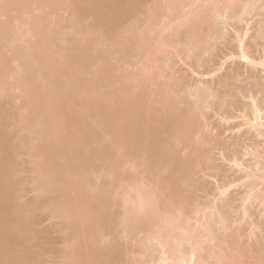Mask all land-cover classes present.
Wrapping results in <instances>:
<instances>
[{"label":"bare ground","instance_id":"obj_1","mask_svg":"<svg viewBox=\"0 0 264 264\" xmlns=\"http://www.w3.org/2000/svg\"><path fill=\"white\" fill-rule=\"evenodd\" d=\"M121 1L0 0V100L17 101V123L26 130V137L29 138L24 144V151L31 163L33 191L38 196L56 195L46 209L50 218L58 220L57 225L61 227L67 244L60 253L61 264H124L122 258L118 259L119 253L130 252L131 244L137 250L132 249L130 254L138 257L132 255L130 258L127 254L131 259L127 264H242L244 250L241 253L238 251L241 246L236 244L241 248L237 251L227 248H235V245L228 244L227 239L233 234L222 233L232 225H229L228 217L226 219L216 202L211 205L206 202L196 204L195 198L194 203L188 192L181 189L183 180V183L186 179V182L190 179L191 183L194 182L192 167L198 159L189 156L182 161L179 149L184 151L187 145H194L197 141L205 144H202L205 139L203 133L208 125L202 111L211 103L207 100L210 106L206 107L204 103L203 109L196 104L200 100L194 102L196 98L193 95L198 92L196 84H189L194 94L188 88L185 91L181 85L180 89L178 84L174 85L177 91L182 89L183 95L178 100L173 99L180 94L175 93L174 88L171 89L173 96L176 95L174 97L171 90L170 95L160 91L155 94L156 90H153V96L158 97L155 106L160 104L167 111L161 123L160 119L151 120L152 104L146 102L147 91L157 79L159 81L167 69L171 73L169 69L173 66L166 62L162 65L161 58L166 54L173 59L172 54L177 51L173 37L180 35L181 27L188 29V36L182 37L185 38L182 43L189 50H198L196 48L202 43L206 45L209 39L208 35L199 34L204 21L213 22L222 18V4L225 3L224 9L230 10L238 0H151L152 4L144 7L146 10L143 8L145 11L142 14L133 6H126L125 14L130 21L123 25L122 33L114 41L110 39L109 44L106 37H100L102 31L99 27L110 29L112 23L119 20L114 8ZM136 1V5H140L141 1ZM243 2L241 16L248 14L250 9L252 11L257 0ZM86 5L85 9L96 16L93 25H98V29L94 26L82 27L73 15L65 20L64 25H59L64 23L61 12ZM200 5L206 9L199 10ZM223 20L224 24L228 23V19ZM245 24L241 33L239 29H234L239 30L235 33L237 54L229 51L224 58L233 61L236 58L253 67L261 66L264 70V54L255 59L245 48L244 38L250 29L247 19ZM79 37V46L73 50L71 44ZM179 40L182 41L181 37ZM175 54L178 55V52ZM124 59L136 69L129 75L121 76L122 72H119L124 69L116 64L121 60L126 63ZM225 59L216 70H221L227 61ZM193 70V74L198 72L197 75L201 76L215 72L208 70L204 74ZM114 81L120 83L116 89L112 88ZM191 95L192 99L195 98L192 103L189 101ZM178 101L180 105L184 102L182 106L177 104ZM251 106L250 114H244V111L239 116L244 117L243 122L257 136H264V113L254 99ZM200 115L204 117L201 122L206 123L200 122ZM157 121L165 128L169 126L168 130H163L168 133L167 141L160 138L166 134L159 131L160 127L157 130V126H161ZM150 124H153V129ZM151 129L159 135L154 136L157 134ZM150 137L156 138L157 146ZM6 138L5 125L0 121V152L8 145ZM201 145L196 146V151L201 150ZM259 152L255 149L249 153L255 160L254 168L244 167L238 158L230 160L245 171H242V180L237 178L246 191L245 198H241L243 202L240 201L243 219L249 215L248 201L253 204L252 200L258 202L259 199L258 203L261 206L264 204V190H260L264 183V164L261 162L262 166L258 160H261ZM193 159L197 163L192 166ZM11 166L10 162L1 166L0 175H4L7 181ZM165 169L169 171L166 170L168 174L163 177L161 172ZM223 184L216 189L222 198L237 181L228 180ZM5 189L0 190V194L6 200L9 185ZM189 200L196 206H189L188 203H192ZM191 206L193 209L189 213ZM4 208L10 209L5 211L8 213L5 216L1 213ZM4 208L0 210V231L5 230L2 234L23 231L29 221L25 215L26 207L7 204ZM7 233L2 235L3 239L9 236L4 240L6 243L10 239ZM119 236L125 241L120 249L119 245L114 246L115 237ZM223 236L227 238H221ZM232 240H236L235 236L229 242ZM11 244L7 243L8 246ZM20 247H17L19 254L15 253L17 257L13 255L11 258L20 257L19 262H23ZM13 248L7 247L6 251L18 252L16 246ZM229 250L234 253L228 254ZM113 254H116L115 257ZM127 255L125 259H128ZM110 256L113 260L117 256V260L111 261ZM11 258L8 255L4 263L8 259L10 264H18V259L12 262ZM107 258L112 263L107 262Z\"/></svg>","mask_w":264,"mask_h":264},{"label":"rangeland","instance_id":"obj_2","mask_svg":"<svg viewBox=\"0 0 264 264\" xmlns=\"http://www.w3.org/2000/svg\"><path fill=\"white\" fill-rule=\"evenodd\" d=\"M71 1H73V3L74 1L78 2V0H71ZM140 1H139L140 5H136V2H137L136 0H132V1L129 0V4H127V0H122L119 4L115 5V8H114L115 15L119 16V20L116 22H113L111 25L112 27L110 29L109 27L108 28L99 27L100 31H102V35H100V37L101 36L106 37V39L109 41V44H110L111 43L110 39H113L114 41V38L116 39L117 35L122 33L121 30L123 29V25L130 21V18L128 17L129 18L128 19L127 15L125 14L124 8L126 6L128 7L133 6L134 8L137 9V12L139 14L140 13L142 14V12L146 10L145 9L146 6L152 4L151 0H140ZM223 1L225 2L226 0H223ZM240 1L241 2H239L238 0V3H236V6L235 7L233 6V9L231 8L230 10L224 9L225 3L222 4V7L220 8L221 13H222V18H219L213 22L204 21L205 24L203 23L204 25H202V28L200 27L201 29H199V34L208 35L207 38L209 39L207 40L208 43L206 42L207 43L206 45L205 43L200 44L199 46L200 47L202 46V47L200 48L198 46L196 48V49L199 48L198 50H194V48H192V50H189L190 48H188L182 43L185 40V38H182V37L188 36L187 35L188 29L186 27H185L186 29L184 27H181L182 29H180L179 33H178L179 28L176 29L178 30L177 31L178 35L179 34L180 35L177 36L176 34L175 37H173V39H174V43L176 44V45L174 44L175 49L177 50L175 51V53L178 52V55L173 53L172 55L174 57L172 56L173 59H170L171 56L165 54L166 57L164 55V57L161 58V60L163 59L161 62V64L163 63L162 65H164V63L166 62V64L168 63L167 65H170V67L173 66L172 68L169 69L171 70V73L167 71L168 70L167 69L165 71L166 74H164V75H169V76L170 74H172L173 76L171 75L170 77L171 78L173 77V78L172 80H170L171 79L170 77L168 76L164 77L163 75L162 76L163 78L161 77L159 81L157 79L155 85H152L150 89L148 88L149 90L147 91V94H146L147 95L146 102L150 101L151 102L150 104H152L150 105V109H152L150 110L152 111L150 112L152 113V117L150 114L151 120L153 118L160 119L161 123H162L161 120L164 118L167 111L165 112L164 109L160 107L159 103H158L159 106L158 105L155 106L154 102L158 98L155 94H157L158 91L162 92V94L164 92L165 95H168L167 93L172 88H174L173 90L176 93L177 91V89H175L176 86L175 87L173 86L178 84L177 88L178 86H179V89L181 87H184L185 91L188 88V90L190 89V91L193 93L194 89H192L193 87L190 88V86H195L196 84L197 86H195V89L197 88V91L199 93L197 91L196 92L199 95L195 92H194L195 95H198V97L193 95L194 93L192 94L196 98L194 102H196L197 99L200 100L196 103V104L201 105V107L200 105H198L200 108L203 107L202 105L204 103H206L205 105L206 107L209 105L208 104L209 102L211 103L210 104L211 106L209 105L210 106L209 108L203 107V109L205 108L206 110L204 109L205 111L204 110H203L204 112L202 111L203 115H205L206 117L205 120H207L206 122L208 125L206 126L207 129L205 128L206 131L204 130V133H203V136L205 139L202 142V144L203 143L205 144L201 145V141H199V143L197 141L194 144V141H192L194 145H191L192 143H190L189 144L190 146L187 145V147L189 146V148L186 147L185 149L184 147L185 149L184 151H182L183 149H179L180 151L179 157L181 158L182 161H186L189 156H191L195 160L198 159L197 160L198 163L196 161L197 164L194 162L195 161L194 159H193L194 163L192 162V166L196 164L195 165L196 167L195 166L192 167V172L194 173V178H195L194 179L192 177V179L194 180L195 183L194 182L191 183L192 181L191 179H190L191 181L189 180L188 182H186V180L188 179L185 178L186 183L185 182L183 183L184 180L181 182L182 183L181 189H182V192L187 191L188 194L193 198V201L195 198V200L197 201L196 204L200 202L204 204V202H206L205 204L208 203L209 205H211L214 202H216V205H218L217 207L220 209V211L222 210V212H224L225 214L224 216H226V219L228 217L229 221L228 220L227 221L229 222V225L230 224L232 225L231 228L227 229L226 232L224 233L221 232L222 235L223 234L224 235L233 234L231 238H234L235 236V239H236L235 241L232 240L233 242L231 241L230 243L229 241L231 238L230 237L227 238L225 236L227 239H229V241L227 240L228 244H230L231 246L235 245L234 246L235 248H232L233 246L231 248L230 246H227V248L229 247L228 249L230 250L236 249L234 251H237V249L242 248L241 250H238L240 253L242 250H244L243 251L244 253L242 252L244 254V257H242L243 260H241L243 261L242 264H264V209H263L264 204H262L263 206L262 207L260 205L261 203H258L260 202L259 199H258V202H255L257 200H252L254 201L253 204L251 201H248L250 203L247 202L248 205H246V207L249 206L247 207L249 215L247 216V219H243L244 216H242L243 218L241 217V215H243L242 208H240L242 207V202H243L241 198H245L246 195L244 196V193H246V191L244 190L245 186L241 183L240 179L242 180L243 178L242 174L245 171L239 169L238 166H235L234 163L230 162V160H233V158L235 157L236 160L238 158L239 160L238 162L240 163L242 162V165H244V167L248 168L247 166H250V168H254L255 160L253 159V156L249 153H251V150L256 149L257 151H260L259 153L261 155V160L260 158L258 160L260 161V163L262 162L264 164V136H260V135L257 136V133H255V131L252 130L251 128L249 129L248 125L246 126V124L243 122V120H245L244 117L242 115L239 116V114H242L244 111H245L244 114L247 113V115L251 113L252 99H254L257 102V104L261 107L264 113V72H263L264 70L261 69L262 68L261 66L253 67L248 64H244L243 61H239L236 58H235L236 60L234 59V61L233 59L228 60L224 58L226 57L227 54H229V51L231 52L234 51L233 53L236 52L235 54H237L238 40L236 39L237 34H235L237 30L235 31L234 29H239L240 31L239 30L238 31L239 33H241L242 30H244L245 28L246 19H247V23L249 21L248 25L250 27V29L247 32V35L244 38L246 50L248 51L249 54H251V56H254L255 59H260L262 57L261 55L264 54V0H259V1L257 0V3H255V7H254L255 9L252 8V11L250 9L251 13L249 12L246 15L244 14L243 15L244 17L241 16L243 14V11L241 8V6L243 5L241 4L244 3L245 1L244 2L243 0H240ZM202 6L203 5L199 6L200 7L199 10H201V8H203L204 10L206 9V7L204 8V6L203 7ZM86 7L87 5L84 7L76 6L74 7L73 11L69 10V11H65V13L61 12L60 17L61 19L64 20V23L60 22L59 25L60 26L64 25L65 20L68 19L71 15H73L75 16V20L81 23L82 27H91V26L97 27L98 25L97 26L96 24L93 25L94 23H96V20H97L96 16L91 14V12H89L88 9H85ZM143 8L145 10H143ZM223 17L225 18L226 21L228 19V23L231 25H229L228 23L224 24ZM180 37L182 41L179 40ZM80 40H81V37H79V39H77L74 42V44H71L72 46L71 48L73 50L77 49V47L79 46ZM184 47L185 48L187 47L188 49H185ZM180 58L182 59V61H184V63H182ZM178 59H180V61ZM224 59L227 61L224 62L225 64H223V67L221 68V70L219 71L216 70L221 65V62ZM126 61L127 60H125V62ZM118 64L119 66L121 65V67H123L122 70L124 69V71L120 70L119 72V74L122 72L121 76H123V74L129 75L132 73L131 71L136 69L134 65L130 66L128 65L127 62L126 63L122 62V60L121 62L119 61V63H117L116 65ZM124 66L126 67L124 68ZM193 69L201 73H204V74L208 70H210V72L212 70L215 72L214 73L212 72L213 75L208 73L204 76L202 75L203 76L202 77L201 75H197L198 72L196 74H193L194 72H191ZM199 76L201 77L198 79ZM114 83H113L112 88H115V89L118 88L117 86H118L119 81L117 84L116 83L114 84ZM189 84L191 85L189 86ZM153 90H156L155 91L156 93ZM181 90L177 92L181 94L182 93ZM152 92L155 93L154 94L155 97L153 96ZM171 93H172V90H171ZM180 94L179 96H176L174 94V96H176L175 98L172 93V96L174 97L173 99L182 97L183 94L181 95ZM169 95H170V92H169ZM192 95L190 96L191 99H189L191 103H192V100L195 99L194 97H193L194 99H192ZM201 95L204 97H202ZM184 100L188 101L187 98H185ZM207 100H209L208 103L206 102ZM179 102L180 101H178L177 103L179 106H182V104L184 103L182 102V104L180 105ZM186 103L184 104L185 107H186ZM17 107H18L17 101L15 103L14 101H11V100L10 101L0 100V115H1L0 121L2 124L5 125V134L7 136L6 139L9 141V142L7 141L8 145L5 148V150L0 152V170H1V166L5 165L7 162H10L12 165L11 168H9V171L7 172L8 173L7 179H9L8 181L5 180L6 177H4L3 175L4 173L2 174L3 176L0 175V190L5 189L9 185V191H8L9 193L6 195L7 199L5 200L0 194V210L1 208H4V206L7 204H9L10 206L17 205V206L26 207L25 215H27L26 217L29 218V221L27 225L22 229L23 230L21 231L22 233L19 231L18 233L16 232V230L15 231L8 230L9 233L6 232L8 235L10 234V239L8 240V242L10 244L12 243L11 244L12 246H8L7 245L8 242L6 243L4 241L9 236L7 237L5 236L6 238L4 239L2 238V235H6V233L2 234V232H4L5 230L0 231V258H1L0 264H5V263L10 264L9 263L10 261L8 262V259H6L7 262L4 263L5 258L8 255L10 256V258L13 255L14 256L16 255L17 257V254H19V251H18L19 248L17 249V247H20L19 244L21 245L23 253H24V255H22L23 253L20 251V254L22 253L20 256H22L23 262L25 264H59V263L61 264L62 254L60 256V253L63 252V249L64 247H66L65 245L67 244L64 240V234H63V231L61 230V227L57 225L58 220L55 218H50L49 217L50 212L48 211V209H46V205L51 200L55 199L56 195L52 194V195L38 196L33 191V188H32L33 172L30 168L31 163L28 157H26L27 155H25V151H24L25 150L24 144L28 142L27 140H29V138L27 139L28 135L25 134L26 130L20 127V124L17 123V116H16L17 110H18ZM203 115H200V117L202 118V119L200 118V122L204 121ZM154 119L152 121H154ZM160 122L158 123L160 124ZM206 122H201V123H206ZM153 124L149 125V126L152 125V129H153ZM160 125L164 126V124H160ZM161 126H157L158 127L157 130L160 127L159 131L162 130L160 131L161 133L166 132V130L163 132L165 127L162 126L163 129H161L162 128ZM167 126L165 129L168 130ZM155 130H152V131H155ZM156 134L157 135H154V134L152 135L157 137L159 134L158 132ZM164 135H165L164 137L162 136L160 138H163L162 139L163 141L165 138V140L167 141L168 133H164ZM152 139H154V143H155L156 138H152ZM157 139H159V137ZM152 142L153 141H151V143ZM154 143H153V146L155 144L157 146V142L155 144ZM199 145L202 146L201 148L199 147V150L201 149L202 151L201 150L196 151L195 148L196 146H199ZM200 152L203 155H201ZM195 153L197 155H195ZM192 155H195V156L199 155L200 157L198 156L196 158L195 156L193 157ZM250 163H252V166L250 165ZM166 170L168 169H165V171L161 172V175H163V177H165V175L168 174ZM238 177H240V179H237ZM228 180L237 181V184L239 185L237 186V184H235L231 186L228 189V192L225 194L226 196L224 195L223 198L221 196L219 197L218 190H216L217 186H222L223 182L228 181ZM190 183L191 185H189ZM226 183L228 182H225V184ZM261 185H262V189L260 187V190L263 191L264 183ZM191 197H189V199ZM218 198L219 199L221 198V199L219 200ZM189 201H192V200H189ZM193 201L192 203L189 202L191 204L188 203V205L189 206L192 205ZM193 206H196V205L193 204ZM190 208L191 210L189 211V213H191L193 207L192 206L189 207L188 210ZM7 210H10V209L4 208L3 210H1L2 211L1 213H3V215L5 216V214L7 213L5 211ZM0 217L2 216L0 215ZM230 221H232L233 224ZM252 232H254L255 234H253ZM251 233L253 236L251 235ZM248 235H250V237ZM225 237L223 236L221 238L224 239ZM116 238L117 237H115L116 243L114 242V246H116L117 244V247L119 245V249H120L123 246L125 241L123 240L122 237H121L122 239L117 238L118 241L116 240ZM18 242L19 244H17ZM13 243H15L14 244L16 246L15 250L17 249L18 252L16 251L13 252V250L11 252L8 249V252H11V253H8L6 251V248L10 247L14 249L13 247L15 246L13 245ZM4 244L7 245V247L5 245L4 247L5 249L3 248ZM236 244L237 245L239 244L241 248L238 247ZM21 247H20V250H21ZM128 247L130 246L128 245ZM133 247L134 245L132 246L131 244V248L134 251L135 249ZM132 249H130V252L128 253L125 252L126 254L125 253L124 254L130 255L129 256L130 258L132 255L133 256L136 255V254H132V255L130 254V253H133ZM225 249H226V246H225ZM228 249H226V251ZM229 251H228V254L234 253L233 251L232 252L231 251L229 252ZM119 254H118L119 255L118 259L122 258V261H123L122 263L124 264L130 263L128 261L131 259L128 257V255H127L128 259H125L126 256L123 253H119ZM115 255L113 254V257H115ZM136 256L138 257V255ZM16 257L14 258L12 257L13 260L11 261L13 262L16 259ZM110 257L112 259L111 261L113 262L117 260L116 259L117 256L116 258H114L115 260H113L112 256ZM17 259L16 260L18 261L17 262L18 264L23 263L22 260L21 262H19L20 261L19 259H21L20 257ZM126 260L127 262H125ZM111 261L110 260L108 261V258H107V262L110 263Z\"/></svg>","mask_w":264,"mask_h":264}]
</instances>
